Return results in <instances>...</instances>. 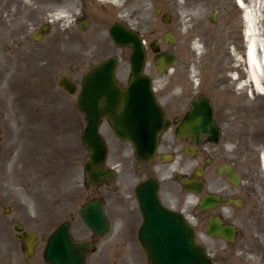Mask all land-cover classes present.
Listing matches in <instances>:
<instances>
[{"label":"rangeland","instance_id":"1","mask_svg":"<svg viewBox=\"0 0 264 264\" xmlns=\"http://www.w3.org/2000/svg\"><path fill=\"white\" fill-rule=\"evenodd\" d=\"M6 1L9 7L4 15L5 24L1 26L0 23V264H11L8 257L11 244L6 236L13 228L11 220L17 212L24 222L45 237L59 220L68 217L70 210L74 212V231L84 230L77 210L88 197L83 186L88 149L81 140L85 120L76 108V97L83 75L110 55L119 58L118 78L122 84L127 82L129 48L111 41L108 29L112 22H126L141 33L146 45L158 39L163 48L172 50L177 56L172 76L178 86H187L185 93L197 91L201 69L203 90L207 93L232 91L244 96H264L251 83L241 86L248 82L246 42L238 26L242 22L244 27L243 9L235 0H89L91 11L86 17L90 25L82 32L72 23L78 16H62L70 12L73 0ZM244 1L252 4L251 0ZM157 8L170 14L168 24L155 14ZM212 14L218 17L215 23L209 20ZM258 16L264 37V0ZM44 23L50 25V32L34 41L32 33ZM168 29L175 37L171 44L162 40ZM152 59L153 53L147 49L146 72L158 82L170 76L156 71ZM217 66L219 70L222 68L220 82L225 86L214 90L211 87L218 77ZM63 73L77 82L74 94L58 84ZM240 73L245 76L241 83ZM232 76H237L236 80ZM251 121L248 134L253 140L252 148L258 151L254 140H261V121ZM101 131L110 149L108 163L114 164L118 161V141L111 132L108 134L106 125ZM230 134L226 133L224 140L231 139ZM128 153L129 150H125L126 165L119 167L123 173L129 171ZM182 162L190 167L196 163L179 152L174 161L157 160L151 166L156 175L165 178L173 176L175 170L185 171L179 167ZM207 177L208 187H211L213 180L209 171ZM133 180L132 176V184ZM167 183L172 185L173 182ZM175 191L187 196L177 187ZM55 204L57 209L52 211ZM195 204L194 196L186 197L184 212L193 222L192 214L197 212ZM108 207L113 215L116 213L115 226L127 223L132 227L140 220L135 200L130 202L129 211L118 207L116 210L112 205ZM225 216L239 227L238 239L230 248L222 240L206 234L205 222H199L196 228L198 240L214 257L215 264H264V232L254 223L253 219L258 220L256 214L248 220L242 210L236 215L226 211ZM106 249L90 254L88 264H108L110 258ZM124 252V258L117 260V264H146L143 254L135 259L130 257L127 248Z\"/></svg>","mask_w":264,"mask_h":264},{"label":"flooded vegetation","instance_id":"2","mask_svg":"<svg viewBox=\"0 0 264 264\" xmlns=\"http://www.w3.org/2000/svg\"><path fill=\"white\" fill-rule=\"evenodd\" d=\"M88 1L89 0H73L70 12L62 15L78 16L73 18L72 23L77 25L78 30L81 32L85 31L90 25V21L86 17L90 16L89 13L91 11ZM8 7V2L6 0H0L1 26L5 24L6 16L4 15ZM215 21H218L217 16L215 17ZM238 26L239 32L241 33L242 23L240 22ZM50 28L49 24L40 25L38 30L32 33V39L36 41L37 38H42L47 35L50 32ZM215 68L218 77L211 88L219 90V87L222 89L225 83L220 82L222 78V68L220 69L221 72L218 69L219 66ZM172 73H174V69L169 71L170 76L165 78L163 82L157 83L156 80V84L154 85L156 94L160 100L162 99L161 103L169 119L168 129L161 134L156 158L154 160L158 159L162 161V157L175 158L179 152L186 155L185 149L186 147L189 148L191 151L195 152V157L193 159L196 164L190 167L184 162L179 163L180 168H187L182 175L192 177L194 176V171L198 167H201L203 172V188H205L208 185L207 172L209 171L213 180L211 192L218 194L222 198V204L216 208V211L220 214H223L225 211H231L236 215V213L242 210L246 220L254 217L256 214L258 220L256 221V218L253 219L255 221L254 223H257L264 232V172L262 171V168H264V96H257L254 94H247L244 96L239 92L232 91L224 93H207L203 90L204 83L202 80H204V72L201 69L198 75L199 83L197 91L194 93H185L187 86H178V83L174 81L175 79ZM63 75H67L70 78L72 77L66 73L61 74L60 77ZM152 79L154 81L153 77ZM244 79V74L240 73L239 81L243 82ZM124 85L125 84H122V86ZM248 89H250V86H248ZM171 95L173 97H171ZM206 98L210 100L212 105L214 124L219 130L218 140L214 141L207 135H202L198 141H195L194 137L190 134H185L183 137L178 136L176 134L177 127L182 123L190 106L195 102H200L201 105H204V100ZM103 120L105 121L108 131L109 120L106 117H104ZM103 120L101 126L104 124ZM251 120L261 121V126L259 127L262 133V136L259 137L261 140H254L256 146L258 145V151H255L254 147L252 148L251 142L253 140H251V135L248 134L252 122ZM226 133H231L230 135L235 139L231 138L229 140H224V135ZM233 134H235V137ZM245 138L248 140H245ZM116 139L120 144L117 152L118 161L114 164H109V166L111 165L114 168L124 167V165H126L125 156L123 154L124 145L129 143L118 138ZM131 156L134 158L133 155ZM154 160L139 163L135 159L128 173L127 170L123 173V169H118L120 173H117L114 179L110 180L108 177L101 178L95 186L91 185L87 172L84 169L86 178L84 179L83 186L88 193V197L83 202L94 198H98L102 201L106 214L110 220V227L107 234L111 235L99 234L91 230L84 223L82 227L86 231V234H84V230L82 232L79 229L75 232L74 212L73 210L68 211L69 208L67 209L68 217L63 220L61 219V221L59 220L53 230L62 222L69 221L70 231L74 241L76 243H90L89 249L85 250V264L89 263L90 254L104 247L108 248L106 249L108 250L110 258L108 264H117V260H122L125 255L124 248H127L130 251V257L135 259H140L139 257L142 254L144 255L137 237L133 235L134 227H130L127 223L115 226L116 213L113 215L108 206L112 205L114 208L116 206V210L118 207L119 210L125 209V211H129L130 202L135 199V186L131 183V178L133 176L134 179H136V185L143 178L156 177L154 175V169L151 166ZM85 162L86 161H84V165ZM106 166L108 165L106 164ZM228 169L233 177L230 176V173L228 174L226 172ZM173 173L176 174L177 172ZM175 174L173 177L170 176L169 180L171 182L174 181L175 187L179 186L183 191L184 187L176 178ZM124 175L126 176L122 177ZM159 185L162 202L174 210L184 212L183 207L185 198L176 194L173 185L166 184L165 179L159 180ZM228 199H230V201L226 204V200ZM236 200H239L240 204H236ZM55 209H57L56 204L52 206V211ZM14 215L15 216H13L11 220L13 228L10 230L9 236H6L7 242L11 244L8 249V257H10L11 264H50L46 261L44 252L49 235L53 230L45 237L44 233L39 232L38 229L30 227L27 222H24L25 220L22 219L20 213L17 212ZM119 216L120 215H117V217ZM193 217L196 219V224L204 220L203 216L198 213ZM14 226L21 227V229L16 231ZM100 245L103 246L101 247Z\"/></svg>","mask_w":264,"mask_h":264},{"label":"water","instance_id":"3","mask_svg":"<svg viewBox=\"0 0 264 264\" xmlns=\"http://www.w3.org/2000/svg\"><path fill=\"white\" fill-rule=\"evenodd\" d=\"M163 20L168 21L167 16ZM110 34L117 43L131 45L132 74L128 86L122 89L114 77L117 60L110 57L88 72L84 78L78 107L86 113L87 126L83 141L90 150V159L86 166L92 183L101 176L110 174V171L102 169L106 148L98 127L103 114L110 118L113 132L132 143L139 160L154 156L158 136L167 126L164 111L152 91L151 80L142 72L145 50L138 33L124 24H114ZM164 39L173 41L174 38L168 33ZM151 47L153 51H158L156 42L151 43ZM174 61L175 56L170 51L158 52L154 57L158 70L166 71V67ZM61 83L73 91V84L69 87L68 82ZM102 101H105L104 105L100 104ZM119 105L121 110L118 111ZM179 128L177 134L182 135V130L186 129L196 138L203 133H216L209 103L206 102V109L198 103L194 104ZM196 175L200 176V173L197 172ZM181 182L187 189L201 184L199 180L187 178ZM194 190L198 191L196 188ZM136 197L143 218L138 236L149 264H213L204 247L196 242L194 229L180 214L162 205L155 180L141 182L136 188ZM219 201L216 196H206L199 208H211ZM80 214L93 230L103 233L107 231L108 220L98 201L85 204ZM207 231L210 235L222 236L229 241L234 239L236 233L233 225L222 224L219 218L210 219ZM82 246L73 243L68 225L63 224L50 236L45 257L53 264H83Z\"/></svg>","mask_w":264,"mask_h":264},{"label":"bare ground","instance_id":"4","mask_svg":"<svg viewBox=\"0 0 264 264\" xmlns=\"http://www.w3.org/2000/svg\"><path fill=\"white\" fill-rule=\"evenodd\" d=\"M235 2L241 8H244L242 17L245 21L247 44L245 60L247 63L248 82H243L241 86L251 83L257 91L264 92V37L261 35L258 25V15L262 6V0H251L252 4L249 5L244 0H235Z\"/></svg>","mask_w":264,"mask_h":264}]
</instances>
